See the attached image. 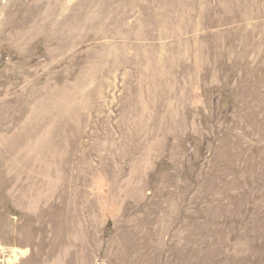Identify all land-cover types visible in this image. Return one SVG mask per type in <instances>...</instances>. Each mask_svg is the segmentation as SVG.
Masks as SVG:
<instances>
[{
	"label": "rangeland",
	"instance_id": "374dc122",
	"mask_svg": "<svg viewBox=\"0 0 264 264\" xmlns=\"http://www.w3.org/2000/svg\"><path fill=\"white\" fill-rule=\"evenodd\" d=\"M133 1L0 0V264H264V18Z\"/></svg>",
	"mask_w": 264,
	"mask_h": 264
},
{
	"label": "bare ground",
	"instance_id": "6f19581e",
	"mask_svg": "<svg viewBox=\"0 0 264 264\" xmlns=\"http://www.w3.org/2000/svg\"><path fill=\"white\" fill-rule=\"evenodd\" d=\"M136 1L135 0L133 1L134 2L133 5H135V4L138 5L139 4V3L137 4L138 1L137 2ZM10 3H12V2H10ZM140 4H142V3H140ZM246 4L247 5L248 4L252 5V0H209V4H208V8L207 9H208L209 14H210V45H211L210 46V55H211V74H213V76H214V73H216V70H217V64L215 62V55H216V45H215L216 30H215V28L217 27V22H218L217 15L219 14V12L220 11L224 12L227 9H231V13L228 16L226 23L223 25V27L224 26H228L227 31L231 32V37H230L231 41H234L236 39V37L239 34H241L242 32L247 33V34H249L250 32L253 33V31L256 28L257 23H259V19L261 17L264 18V12H262L261 9H260V1L259 0H256L255 1V5L253 4V6H254V8L258 9V11L260 12V14L262 16H257L256 17V13H254L251 16L245 15L242 8ZM151 5H154V4H151ZM137 7L132 6V8H135V9H138ZM139 7H140V5H139ZM142 7H143V5H142ZM156 8H154V9L156 10ZM6 9H7V11L5 10V13H4L5 17H8L11 14L14 15V13H16L15 12L16 9L11 8L10 4L6 5ZM146 9H147V7H146ZM142 11H144V9H142ZM0 13H1V11H0ZM255 17H256V20L254 22V18ZM2 20L3 19H2V16L0 14V22H2ZM250 24H251V27L249 28ZM10 29H11V27H10ZM255 31H256V34H258L259 31L258 30H255ZM236 45L240 46V44H237V43H236ZM237 52H240V50H238ZM240 54H241V52H240ZM258 56H259V59L262 58V52L258 53ZM261 60H263V59H261ZM259 63H260V61H259ZM223 258L227 259L228 257L227 256H225V257L223 256ZM231 259H232V257H231ZM225 261L228 262V259L225 260Z\"/></svg>",
	"mask_w": 264,
	"mask_h": 264
}]
</instances>
